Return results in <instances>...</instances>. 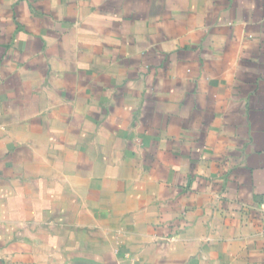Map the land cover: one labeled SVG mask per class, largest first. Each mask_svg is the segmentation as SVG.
<instances>
[{"label": "crops", "instance_id": "obj_1", "mask_svg": "<svg viewBox=\"0 0 264 264\" xmlns=\"http://www.w3.org/2000/svg\"><path fill=\"white\" fill-rule=\"evenodd\" d=\"M0 264H264V0H0Z\"/></svg>", "mask_w": 264, "mask_h": 264}]
</instances>
